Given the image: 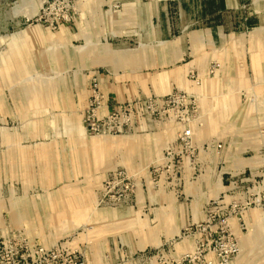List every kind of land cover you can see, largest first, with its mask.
I'll return each mask as SVG.
<instances>
[{
    "label": "rangeland",
    "instance_id": "obj_1",
    "mask_svg": "<svg viewBox=\"0 0 264 264\" xmlns=\"http://www.w3.org/2000/svg\"><path fill=\"white\" fill-rule=\"evenodd\" d=\"M133 3L0 0V257L264 264V0H244L235 28L221 20L244 36L239 61L176 86L154 85L160 70L139 58L169 27L219 21L203 0Z\"/></svg>",
    "mask_w": 264,
    "mask_h": 264
},
{
    "label": "crops",
    "instance_id": "obj_2",
    "mask_svg": "<svg viewBox=\"0 0 264 264\" xmlns=\"http://www.w3.org/2000/svg\"><path fill=\"white\" fill-rule=\"evenodd\" d=\"M132 1L145 7L151 4L160 6L162 2V0H156L154 3H145L143 0ZM243 2L244 0H203L199 6L202 8L201 17L206 21L218 20L219 23L195 30L191 29L194 26L192 23L179 36L176 34L177 28L169 27L170 37L173 38L165 43L166 47L155 54V58L149 60L140 57L138 68L160 70L154 75V85L176 86L185 84L186 71L192 67L206 66L208 62L219 59L239 61L236 55L242 52L241 43L244 36L235 31H228L227 25L221 24V20H225L229 15L235 28L242 20L240 12ZM159 11L161 12L160 8L154 15L156 21L161 17ZM151 78L153 80V77Z\"/></svg>",
    "mask_w": 264,
    "mask_h": 264
},
{
    "label": "built area",
    "instance_id": "obj_3",
    "mask_svg": "<svg viewBox=\"0 0 264 264\" xmlns=\"http://www.w3.org/2000/svg\"><path fill=\"white\" fill-rule=\"evenodd\" d=\"M219 65L216 63H212L211 68L212 70H215L218 68ZM181 93H176L173 95H170L168 97L158 99V102L163 106H169L171 104H175L177 100L181 98ZM193 98L194 97H190ZM98 97H95V100L91 103L92 107V113L93 116L97 115V111L100 108V102L98 101ZM195 102V101H194ZM192 139V130L191 128H188L183 131L181 135L180 141L184 144H187L189 140ZM7 243H0V249L2 246H7L9 244ZM62 255L52 249H46L45 247L42 248H36L33 251V255H24L20 254L18 250L14 249L10 246V249H7L4 253V256L0 257V264H57L60 263ZM71 264H84L82 261L75 258Z\"/></svg>",
    "mask_w": 264,
    "mask_h": 264
}]
</instances>
